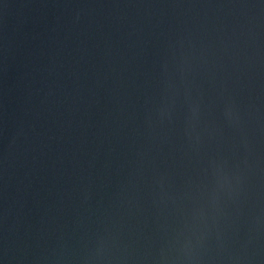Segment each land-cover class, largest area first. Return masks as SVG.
Returning <instances> with one entry per match:
<instances>
[{
	"label": "water",
	"instance_id": "1",
	"mask_svg": "<svg viewBox=\"0 0 264 264\" xmlns=\"http://www.w3.org/2000/svg\"><path fill=\"white\" fill-rule=\"evenodd\" d=\"M0 264H264V0H0Z\"/></svg>",
	"mask_w": 264,
	"mask_h": 264
}]
</instances>
